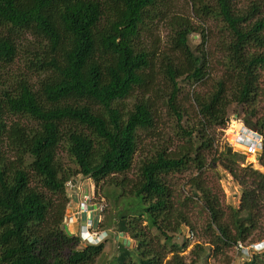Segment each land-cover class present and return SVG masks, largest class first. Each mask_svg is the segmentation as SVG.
<instances>
[{"label":"trees","instance_id":"obj_1","mask_svg":"<svg viewBox=\"0 0 264 264\" xmlns=\"http://www.w3.org/2000/svg\"><path fill=\"white\" fill-rule=\"evenodd\" d=\"M188 1L200 21L215 23L212 43L202 22L178 14L172 0H0V264L96 263L104 243L83 241L63 223L65 184L76 175L104 186L105 197L112 198L111 188L124 197L122 205L111 203L102 225L133 243L117 241L109 264H197L210 249L215 256L263 237L251 236L264 191V112L256 109L264 99L263 1ZM154 20L166 24L163 49L139 41ZM15 59L22 67H12ZM181 80L211 85L192 90L198 119L189 128L178 125ZM156 101L182 141H158L132 179L127 173L141 134L158 136ZM231 102L261 135L263 170L239 166L242 155L226 146L218 161L241 185L238 206L223 209L197 173L179 198L166 177L203 167L200 149L211 142L205 130L225 122ZM194 197L209 237L207 245H192L187 262L182 230L193 229ZM243 257L241 264H264V250Z\"/></svg>","mask_w":264,"mask_h":264},{"label":"rangeland","instance_id":"obj_2","mask_svg":"<svg viewBox=\"0 0 264 264\" xmlns=\"http://www.w3.org/2000/svg\"><path fill=\"white\" fill-rule=\"evenodd\" d=\"M238 5L245 4L249 0H236ZM262 5L264 6V0H262ZM174 10L178 12V14H183L188 16V19L192 24H199L200 21L196 16L193 15L190 8V2L188 0H172ZM205 31L208 36V44L214 41L216 27L215 23L210 19L204 20L202 22ZM147 27L141 31L140 34V44L144 46H148L150 44L155 45L156 49H163L165 45H167L166 35L167 28L164 21L154 20L148 22ZM196 38V34H192ZM192 42V40H191ZM212 67H214V62L211 63ZM22 67V62L15 59L12 64V67ZM218 68L212 72V77H215L218 72ZM209 79V78H208ZM154 82L161 86V79L156 77ZM211 85H194L186 82L185 80H181L179 82V93H178V102L183 107L182 111V119L178 125L181 128H189L190 124L195 125L197 123L198 114L196 112V108L193 106V102L190 99L191 92L194 91L203 92L204 90H208ZM124 105L129 103V100L126 99L123 101ZM156 104L161 106L158 101ZM157 113L158 117L156 120L154 133H157L158 136H167L165 138H160L158 136L153 137L152 134L147 133L141 134L140 141L138 146L134 152L132 159V167L131 171L127 173V175L133 179V172L135 170V165H137L139 159L146 155V153L150 150L153 145H156L158 141H161L165 144H171L172 146H176L181 143L182 138L180 137L179 127L175 121L172 119L167 120L164 108L161 106ZM256 109L259 113L264 112V99L259 98L256 104ZM226 120L222 125H216L214 127H210L205 130V134L210 136L211 142L208 146L203 147L201 150V154L204 157V165L200 170H195L192 167H189L187 170L170 174L166 177L170 187L174 189L176 195L179 198L183 199L186 192L188 193L187 188V180L189 177L195 175L197 173L198 179L207 187L210 188L211 192H213L217 197L220 206L223 209H227L228 206H238L240 194H241V185L237 183V181L232 177V175L223 168L222 162H219V158L222 153L226 152L225 148L228 146L231 152H237L239 155H242L241 161L237 160V164L239 166L249 165L254 169H258L260 171L263 170L262 166L259 164L258 156L260 154V146H261V135L257 132L255 128L251 126L245 125L242 120V115L245 114L243 109L231 102L226 107ZM247 115V113H246ZM249 116V115H247ZM105 189L104 186L100 187L95 185L91 178L76 175L71 179V181L65 184V192L68 197V202L65 206L64 210V226L75 224V218L79 215L73 211V209L77 208L76 200L73 199L80 198L82 193L88 196L87 201V217H89L92 221V228L94 231L98 232L99 239H102L104 243L103 253L97 259L95 264H109L108 259L111 257L114 251V245L117 241H123L125 244H132L133 240L130 239L126 233L115 232L114 229L110 227H104L102 224L107 222V214L112 207V202L114 203L121 202V205L124 203V197L121 194L117 196L116 194L119 189L111 188L109 192L112 196L109 197L103 196L102 192ZM259 199H262L263 202L259 207L258 215L260 217L258 227L251 234L253 238L260 237L264 234V191L259 196ZM194 202H190L188 207L190 208L189 219L191 221V225H193V229L191 232L188 228H184L182 230V234L187 238V247L182 251V255L185 256L187 262L190 259H193L194 256L190 255L189 251L194 243L199 245H207L208 235L204 234L203 225L206 222L207 216L205 210L201 207V203L196 197L193 198ZM75 217V218H74ZM82 225L84 223L82 222ZM81 226V225H80ZM80 230V227H79ZM74 231L75 235H78V231ZM81 237L83 235L80 233ZM79 236V235H78ZM182 237L175 238L176 241H180ZM83 241H87L86 239H82ZM264 240V235L258 240H253V242H258ZM252 243V242H251ZM249 244L241 243L243 249L238 248L236 246L228 247L224 250L223 254L218 253L215 256L212 254V249L208 251V256L205 259H199L197 264H226L225 260L227 258V264H241L244 260V255H249L252 251H261L264 250V246L257 247L256 250H247L244 246ZM245 248V249H244ZM226 256V258H225Z\"/></svg>","mask_w":264,"mask_h":264},{"label":"built area","instance_id":"obj_3","mask_svg":"<svg viewBox=\"0 0 264 264\" xmlns=\"http://www.w3.org/2000/svg\"><path fill=\"white\" fill-rule=\"evenodd\" d=\"M85 193H82L80 198H74L77 202V208L75 209V213L77 214H87V201H88V196L84 195ZM84 225H81L80 230H79V235L80 233L83 235V237H80L82 239H86L88 243H96L98 242L99 236L98 232L94 231L92 228V221L89 217L84 218ZM192 234V233H190ZM241 243H237L235 246L238 248L243 249V246L240 245ZM264 246V240L258 241V242H252L249 243L247 246H244L247 250H256L257 247ZM244 248V249H245Z\"/></svg>","mask_w":264,"mask_h":264},{"label":"crops","instance_id":"obj_4","mask_svg":"<svg viewBox=\"0 0 264 264\" xmlns=\"http://www.w3.org/2000/svg\"><path fill=\"white\" fill-rule=\"evenodd\" d=\"M73 201H75V199H73ZM73 211L75 212V209H73ZM86 217H87V214H84V213L79 214L76 218L74 217L75 218L74 219L75 224L67 225V227L65 226L67 232L74 234V231H72V230L79 231V227H80V225H82V222H83L84 218H86Z\"/></svg>","mask_w":264,"mask_h":264},{"label":"clouds","instance_id":"obj_5","mask_svg":"<svg viewBox=\"0 0 264 264\" xmlns=\"http://www.w3.org/2000/svg\"><path fill=\"white\" fill-rule=\"evenodd\" d=\"M83 223H84V221H83ZM81 227V226H80ZM78 235H79V231H78ZM79 237H80V235H79ZM81 238V237H80ZM102 241V239H100L98 242H101ZM98 242H96V243H98ZM96 243H92V244H96Z\"/></svg>","mask_w":264,"mask_h":264},{"label":"water","instance_id":"obj_6","mask_svg":"<svg viewBox=\"0 0 264 264\" xmlns=\"http://www.w3.org/2000/svg\"><path fill=\"white\" fill-rule=\"evenodd\" d=\"M257 132H259L258 130H256Z\"/></svg>","mask_w":264,"mask_h":264}]
</instances>
